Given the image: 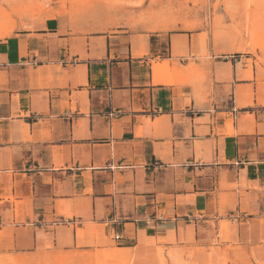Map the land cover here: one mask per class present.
Segmentation results:
<instances>
[{"label":"crops","instance_id":"0c3cea01","mask_svg":"<svg viewBox=\"0 0 264 264\" xmlns=\"http://www.w3.org/2000/svg\"><path fill=\"white\" fill-rule=\"evenodd\" d=\"M257 68L194 33L0 42V255L190 240L264 210ZM255 218V217H252Z\"/></svg>","mask_w":264,"mask_h":264},{"label":"rangeland","instance_id":"374dc122","mask_svg":"<svg viewBox=\"0 0 264 264\" xmlns=\"http://www.w3.org/2000/svg\"><path fill=\"white\" fill-rule=\"evenodd\" d=\"M54 18L72 34L194 33L208 57L254 65L264 103V0H0V42ZM243 218L208 222L184 243L0 255V264H264V210Z\"/></svg>","mask_w":264,"mask_h":264},{"label":"built area","instance_id":"2783aa9c","mask_svg":"<svg viewBox=\"0 0 264 264\" xmlns=\"http://www.w3.org/2000/svg\"><path fill=\"white\" fill-rule=\"evenodd\" d=\"M236 219V218H235Z\"/></svg>","mask_w":264,"mask_h":264}]
</instances>
